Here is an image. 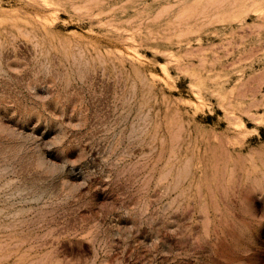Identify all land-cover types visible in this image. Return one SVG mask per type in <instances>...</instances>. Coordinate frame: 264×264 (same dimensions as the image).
<instances>
[{"label": "rangeland", "instance_id": "rangeland-1", "mask_svg": "<svg viewBox=\"0 0 264 264\" xmlns=\"http://www.w3.org/2000/svg\"><path fill=\"white\" fill-rule=\"evenodd\" d=\"M0 264H264V0H0Z\"/></svg>", "mask_w": 264, "mask_h": 264}]
</instances>
